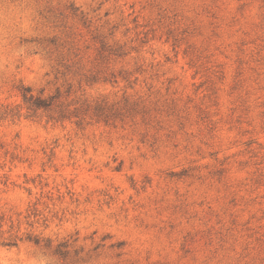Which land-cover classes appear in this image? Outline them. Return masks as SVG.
<instances>
[{"label": "rangeland", "instance_id": "374dc122", "mask_svg": "<svg viewBox=\"0 0 264 264\" xmlns=\"http://www.w3.org/2000/svg\"><path fill=\"white\" fill-rule=\"evenodd\" d=\"M0 215V264H264V0H0Z\"/></svg>", "mask_w": 264, "mask_h": 264}, {"label": "trees", "instance_id": "16d2710c", "mask_svg": "<svg viewBox=\"0 0 264 264\" xmlns=\"http://www.w3.org/2000/svg\"><path fill=\"white\" fill-rule=\"evenodd\" d=\"M21 95L27 109L33 112H37L38 110H43L46 112L52 111L54 109L55 99L58 96V94L44 95L43 91H40L39 93H35L31 86L22 87ZM64 117H66V115L61 112L59 114V118H64ZM2 222H3V216L0 215V227L3 226ZM19 240L30 241L38 246H42L45 248L53 247L52 242L50 241L49 238H43V236H41L40 234H34V233H27L26 235L21 237H18V235L10 234V236L3 241V244L8 246H17ZM64 245H66V243L61 242L57 246H55V253L65 257L67 255V252L64 251L63 249Z\"/></svg>", "mask_w": 264, "mask_h": 264}]
</instances>
